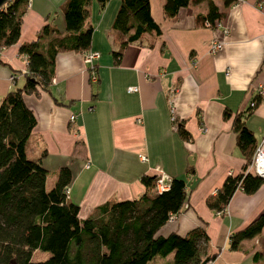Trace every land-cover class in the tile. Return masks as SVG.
Masks as SVG:
<instances>
[{
	"label": "crops",
	"instance_id": "crops-1",
	"mask_svg": "<svg viewBox=\"0 0 264 264\" xmlns=\"http://www.w3.org/2000/svg\"><path fill=\"white\" fill-rule=\"evenodd\" d=\"M210 1L224 12L217 28L198 21L204 1L166 18L162 0H147L157 33L126 44L114 64L110 52L124 40L111 29L118 0L102 7L88 0L80 29L91 30L87 51L98 54L96 81H89L80 52L56 53L47 92L22 96L34 118L25 155L39 159L44 187L52 186L58 169L68 170L66 200L78 208V219L101 205L136 199L143 192L141 176L181 179L182 211L157 235L182 236L199 228L206 237L199 255H213L210 264H264V223L256 235L229 248V237L264 213V184L248 195L235 190L220 213L205 205L244 163L231 120L240 119L253 149L264 134V0H240L227 8L222 0ZM64 3L28 0L16 43L0 49V99L23 83L26 60L19 45L35 40L43 27L46 33L37 40L41 52L69 35ZM210 41L221 43L213 54L207 52ZM256 86L263 88L260 96Z\"/></svg>",
	"mask_w": 264,
	"mask_h": 264
},
{
	"label": "trees",
	"instance_id": "trees-1",
	"mask_svg": "<svg viewBox=\"0 0 264 264\" xmlns=\"http://www.w3.org/2000/svg\"><path fill=\"white\" fill-rule=\"evenodd\" d=\"M87 1L65 0L63 21L69 35L54 39L44 52L37 49V40L46 33L45 27L35 40L19 45L17 52L26 60L23 83L0 99V264H205L213 255L200 258L198 245L206 240L201 229L193 228L182 236L157 235L170 215L182 211L186 192L181 179H171L166 190L155 193L151 191L155 177L141 176L143 192L136 199L101 205L84 219H78V208L63 194L69 181L68 170L58 169L52 186L45 189L46 171L39 159L25 155L34 118L22 96L47 92L58 51L88 50L91 30L80 29ZM94 1L102 7L107 0ZM201 1L206 10L198 17L199 22L212 24L223 18L224 12L210 0H162V12L171 18L179 8ZM234 2L222 0V6L227 8ZM25 8L26 0H8L0 7V49L16 43ZM111 29L124 37L110 52L115 64L126 44L136 42L143 33H157L147 0H118ZM231 130L244 163L239 173L226 176L214 195L206 198V207L216 213L224 210L235 190L248 195L264 184L257 176L242 174L253 150L251 134L238 117L231 120ZM178 132L187 139L181 128ZM263 223L264 213L233 233L229 248L256 235ZM35 251L48 256L32 261Z\"/></svg>",
	"mask_w": 264,
	"mask_h": 264
},
{
	"label": "built area",
	"instance_id": "built-area-1",
	"mask_svg": "<svg viewBox=\"0 0 264 264\" xmlns=\"http://www.w3.org/2000/svg\"><path fill=\"white\" fill-rule=\"evenodd\" d=\"M238 1L240 0H235V2L230 5V7L236 5ZM27 5H28V0H26V6ZM203 26L217 28V27H220V23L219 21H215L212 24H209L208 22H203ZM222 33L226 34L225 28H222ZM220 47H221V43L210 41L207 47V52L209 54H213ZM97 57H98V54L96 52L85 51L81 53V59H82L83 64L87 67V74H88V79L90 82L96 81V76H95V72L93 68V62L97 59ZM127 90L130 92H133L135 91V88H128ZM255 93H256V96H260L263 93V88L261 86H256ZM248 106L251 108L253 106V102H249ZM73 119H74V116L69 115L67 119L68 123L69 124L72 123ZM200 130L203 131V128H200ZM139 158L140 160L145 159L143 156H140ZM246 173L257 176L261 178L262 180H264V134L261 136L260 140L255 145L251 153L249 163L245 166L244 170L242 171V174H246ZM164 179L165 178L163 175L157 174L153 180L151 191L155 193H159L161 191L166 190L170 180L167 181V179L166 180ZM66 193H67V190L65 187L63 190V194L65 198H66ZM173 217L174 215H170L167 221H171ZM205 264H210V261L206 262Z\"/></svg>",
	"mask_w": 264,
	"mask_h": 264
},
{
	"label": "rangeland",
	"instance_id": "rangeland-1",
	"mask_svg": "<svg viewBox=\"0 0 264 264\" xmlns=\"http://www.w3.org/2000/svg\"><path fill=\"white\" fill-rule=\"evenodd\" d=\"M44 188L49 189L50 188L49 184L47 183ZM47 256H48V254L46 252L35 251L32 253L30 259L32 261H41V260L46 259Z\"/></svg>",
	"mask_w": 264,
	"mask_h": 264
},
{
	"label": "water",
	"instance_id": "water-1",
	"mask_svg": "<svg viewBox=\"0 0 264 264\" xmlns=\"http://www.w3.org/2000/svg\"><path fill=\"white\" fill-rule=\"evenodd\" d=\"M8 0H0V7L3 6Z\"/></svg>",
	"mask_w": 264,
	"mask_h": 264
}]
</instances>
